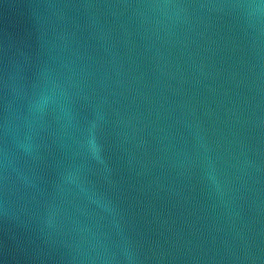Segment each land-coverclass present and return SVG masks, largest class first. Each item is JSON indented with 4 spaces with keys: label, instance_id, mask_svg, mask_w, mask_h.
I'll use <instances>...</instances> for the list:
<instances>
[{
    "label": "water",
    "instance_id": "obj_1",
    "mask_svg": "<svg viewBox=\"0 0 264 264\" xmlns=\"http://www.w3.org/2000/svg\"><path fill=\"white\" fill-rule=\"evenodd\" d=\"M0 264H264V0H0Z\"/></svg>",
    "mask_w": 264,
    "mask_h": 264
}]
</instances>
